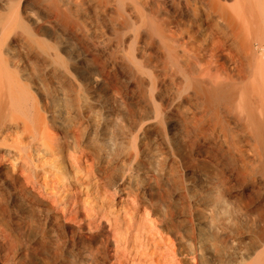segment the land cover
Wrapping results in <instances>:
<instances>
[{
  "label": "bare ground",
  "instance_id": "bare-ground-1",
  "mask_svg": "<svg viewBox=\"0 0 264 264\" xmlns=\"http://www.w3.org/2000/svg\"><path fill=\"white\" fill-rule=\"evenodd\" d=\"M0 264H264V0H0Z\"/></svg>",
  "mask_w": 264,
  "mask_h": 264
}]
</instances>
